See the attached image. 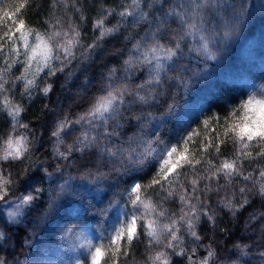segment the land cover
I'll list each match as a JSON object with an SVG mask.
<instances>
[{"label": "clouds", "instance_id": "9594fccd", "mask_svg": "<svg viewBox=\"0 0 264 264\" xmlns=\"http://www.w3.org/2000/svg\"><path fill=\"white\" fill-rule=\"evenodd\" d=\"M193 22L196 35L167 62L155 98L138 103L124 93L123 105H116L120 120L111 127L79 117L107 94L109 69L117 68L133 90L150 76V65L120 68L124 48L109 62L104 46L92 60L80 51L69 60L55 45L53 64L65 71L43 85L53 91L32 100L19 96L24 110L16 121L0 112V264H97V249L104 253L99 264H150L144 243L134 255L115 251L117 233L130 221L147 228L136 186L149 185L177 137L206 120L220 131L241 122L264 127V0H208ZM179 28L177 22L172 30ZM170 35L162 40L173 43ZM200 36L212 57L200 50ZM143 37L125 39L131 45ZM62 120L67 123L58 136ZM85 128L97 134L86 150ZM149 143L154 153L145 154ZM156 195L144 189L147 199ZM226 196L231 209L220 205ZM205 206L212 216L201 218L197 235L185 227L179 237L182 264H264V194L258 188L243 197L238 186L221 190Z\"/></svg>", "mask_w": 264, "mask_h": 264}, {"label": "snow or ice", "instance_id": "6c2138e0", "mask_svg": "<svg viewBox=\"0 0 264 264\" xmlns=\"http://www.w3.org/2000/svg\"><path fill=\"white\" fill-rule=\"evenodd\" d=\"M46 2L49 8L48 19L44 24L32 27L29 22L19 20L13 31H0V112H6L16 121L24 110L23 105L15 101L16 92L21 98L32 100L38 98L40 93L47 96L53 91L50 85H43L54 75L65 71L61 63L53 64L55 45L59 44L69 60L74 58L77 51L86 53V59L92 60L94 54L104 46L102 42L108 37L115 39L120 34L121 25L126 24L128 17H132L133 26L144 25L147 30L142 39L132 42L120 68L128 71L139 65H150V76L133 90L126 80L121 81L116 75L117 68L109 69L106 76L107 94L99 96L90 109L79 117V122L99 121L111 127L120 120L121 108L116 105L118 101L123 105L124 93L134 95L138 103H146L150 97L155 98V90L164 80L167 62L175 59L187 37L196 35L193 21L208 0H181L169 8H164L169 0H160L161 7L156 11L162 10V15L158 19L152 11H145L149 3L155 8L157 0H120L116 7L101 5L94 17L95 23L89 20V27L96 33L91 41L85 35L84 21L88 19L85 9L77 7L87 5L88 0ZM99 2L94 0V3ZM69 5L73 15L76 11L80 13L75 20L69 19L65 12ZM57 6L61 13L59 16L52 11ZM116 16L120 19L109 27V17ZM176 22H179L180 28L173 31L172 23ZM165 33H171L169 39L173 43L162 40ZM199 40L200 50L212 57L214 54L209 50L206 38L200 36ZM108 54L118 56L120 51L110 49ZM9 94H12L13 99H9ZM66 123L63 120L58 123V136ZM213 125L214 122L206 120L202 130L182 137L167 152V158L163 159L158 174L150 184L136 186L134 191L138 202L145 209L147 228L143 222L130 221L126 228L117 233L116 252L123 255L126 250L129 255H134L140 243H144L151 254L150 264H182L177 259L184 253L179 237L184 235L185 227L196 236V227L201 218L205 215L211 218L212 213L205 206L206 200H211L221 190L227 193L231 188L234 191L236 186L242 197L249 188H258L259 193L264 194V127H252L241 122L220 131L218 126ZM82 138L86 150L97 142L96 130L90 132L88 128L83 129ZM144 152L154 153L150 143ZM146 187L151 188L154 194L158 193L155 199L144 196ZM220 205L224 209H231L233 201L226 196ZM169 207L172 211H169ZM162 245L166 246V250H161ZM103 256L104 253L97 249V264Z\"/></svg>", "mask_w": 264, "mask_h": 264}, {"label": "trees", "instance_id": "16d2710c", "mask_svg": "<svg viewBox=\"0 0 264 264\" xmlns=\"http://www.w3.org/2000/svg\"><path fill=\"white\" fill-rule=\"evenodd\" d=\"M180 2L181 0H169V3L165 4L164 8L175 6ZM119 3L120 0H100L99 3H94V0H88L87 5L77 6L78 8L84 7L86 16L88 18L84 21L85 35L88 41H91L93 36L96 34L89 27V20L91 23H95L94 17L99 11L100 6L103 5L104 7H116ZM160 7V0H157L155 8H153L152 4L149 3L145 11H152L153 16L158 19L162 13L156 11V9H159ZM48 8L49 5L46 0H36L35 3H33V0H0V31H13L14 25H17L19 20H25L29 22L32 27H38L39 25L44 24V22L48 19ZM70 8L71 5H69V8L65 9V12L67 13L69 19L75 20L76 16H78L80 13L79 11H76L75 15H73L72 11L69 10ZM52 11L58 16L61 15L58 6L53 7ZM119 19L120 17L118 16L115 18L109 17L111 23H109L108 26L111 27V24L115 23L116 20ZM132 21L133 18L128 17L126 24L121 25L120 34L115 39L108 37L102 42L104 44V50L108 51L110 49L124 48V50L128 52V49L131 47V45L128 43V40L125 39V37L131 38L137 34L142 36L147 30L144 25L133 26ZM176 26L177 22L172 23V28H175ZM115 58L116 56L109 55L107 57V61L111 62L115 60ZM16 67H19V65ZM13 71H15V68ZM18 98L19 93L16 92L15 101ZM9 99H13L12 94H9ZM39 107L40 105L36 104V110H39ZM194 127L195 130L203 129V125ZM213 127H215V125H213ZM209 131H211V129H209ZM183 136L186 137L187 133H183ZM177 140L180 141L181 138L177 137Z\"/></svg>", "mask_w": 264, "mask_h": 264}]
</instances>
